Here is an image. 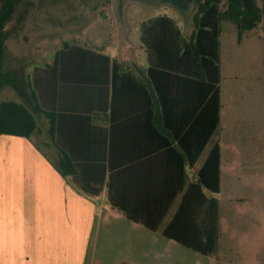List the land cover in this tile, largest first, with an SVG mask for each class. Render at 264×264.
Wrapping results in <instances>:
<instances>
[{
    "label": "crops",
    "instance_id": "1",
    "mask_svg": "<svg viewBox=\"0 0 264 264\" xmlns=\"http://www.w3.org/2000/svg\"><path fill=\"white\" fill-rule=\"evenodd\" d=\"M142 4L125 0L115 27L93 14L73 33L40 39L19 72L29 101L0 87V102H20L36 120L28 138L0 134V264H176L180 246L193 250L163 230L185 193L184 208L194 193L201 207L216 198L217 242L238 234L240 209L257 207L264 231V70L259 87L251 30L238 38L220 22L213 97L194 60L179 63L178 29L187 40L193 13ZM158 16L177 29L150 22ZM215 144L212 192L195 184ZM115 250L125 263L109 259Z\"/></svg>",
    "mask_w": 264,
    "mask_h": 264
},
{
    "label": "trees",
    "instance_id": "2",
    "mask_svg": "<svg viewBox=\"0 0 264 264\" xmlns=\"http://www.w3.org/2000/svg\"><path fill=\"white\" fill-rule=\"evenodd\" d=\"M33 0H0V87L9 86L21 97L29 101L31 98L24 93L19 81L11 71L2 70V61L7 39V24L14 18L17 7L20 3L31 5ZM119 0V7H121ZM147 1V0H135ZM160 3L169 4L179 11L186 10L193 2L196 9L192 14L193 31L185 40L181 37L178 29V56L179 63H189L194 60L199 72L208 80L212 96L217 97V84L219 80V59H218V34L219 24L222 20L230 21L236 28L237 36L240 38L244 31L252 30L264 16V4L258 5L256 0H156ZM25 12V10H24ZM24 14V13H23ZM151 23L168 24L177 29L175 21L167 16H158L150 21ZM145 42L144 37H141ZM149 61L152 59L151 49L145 42ZM89 52L87 50H84ZM116 73V66L113 67V74ZM152 73V72H151ZM116 75V74H115ZM32 94V93H31ZM30 98V99H29ZM213 111V110H212ZM50 121L49 133L53 131L52 115L47 113ZM217 124L216 113L210 117V132ZM36 127L34 115L28 108L16 101L0 102V134H11L29 137ZM210 133V134H211ZM196 155H194L195 157ZM206 165H210L206 168ZM218 145L211 149L210 155L205 164L199 170L197 184L209 188L212 192L218 190ZM59 167L63 175L72 172L71 165L67 158L59 161ZM208 167V166H207ZM186 193L183 195L184 201ZM200 195L201 194L200 192ZM200 197V196H199ZM201 198V197H200ZM192 207H178L176 213L163 230V234L179 244L186 246L193 251L210 255L215 252L218 238V206L216 198H210L206 207H201V201L197 195H193ZM204 203L206 198L204 197ZM154 228V225L151 226Z\"/></svg>",
    "mask_w": 264,
    "mask_h": 264
},
{
    "label": "rangeland",
    "instance_id": "3",
    "mask_svg": "<svg viewBox=\"0 0 264 264\" xmlns=\"http://www.w3.org/2000/svg\"><path fill=\"white\" fill-rule=\"evenodd\" d=\"M256 1L258 5L264 4V0ZM124 3L125 0L120 1L122 6ZM142 3L148 6L157 4L158 1L147 0ZM122 6L119 7V0H33L31 5L20 3L14 18L7 24L8 36L5 41L2 70L16 72L19 76V72L22 69L26 71L28 62L36 57L39 50L37 43L40 39H58L65 34L73 33L81 25L89 23L93 14L115 27L121 20ZM195 9L196 3L193 2L186 10H178V12L190 19ZM80 12L83 15H79ZM247 36L259 50L258 86L260 87L264 70L262 64L264 16ZM16 75L13 74L15 77ZM18 78L21 90L26 91V82L22 77ZM257 215H259L257 207L245 208L243 211L240 209L237 235L232 229L226 231V235L223 234L216 242L215 252L210 255H203L180 246L176 255V264H264V231L260 227ZM230 219L232 221L234 217L231 215ZM231 221L232 227L233 221ZM121 253L122 251L115 250L109 259H116L117 263H125Z\"/></svg>",
    "mask_w": 264,
    "mask_h": 264
}]
</instances>
